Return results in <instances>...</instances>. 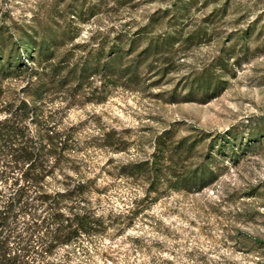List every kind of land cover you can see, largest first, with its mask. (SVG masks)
Segmentation results:
<instances>
[{
	"label": "rangeland",
	"instance_id": "1",
	"mask_svg": "<svg viewBox=\"0 0 264 264\" xmlns=\"http://www.w3.org/2000/svg\"><path fill=\"white\" fill-rule=\"evenodd\" d=\"M42 40L69 64L66 81L35 63L37 75L6 80L4 99L47 82L43 120L71 128L80 170L102 189L98 212L117 222L61 248L64 264H264V0H0L5 52L30 64ZM120 48L107 67L68 72ZM143 161L160 168L154 192L129 167ZM206 162V187H170Z\"/></svg>",
	"mask_w": 264,
	"mask_h": 264
},
{
	"label": "trees",
	"instance_id": "2",
	"mask_svg": "<svg viewBox=\"0 0 264 264\" xmlns=\"http://www.w3.org/2000/svg\"><path fill=\"white\" fill-rule=\"evenodd\" d=\"M48 41L42 40L37 52L27 53L30 64L22 62L17 49L10 47L5 52L0 45V264H64V255H59L61 248L73 246L74 251L84 242L89 244L103 236L117 223L98 212L102 189L95 176L80 170L71 128L43 120L39 101L47 82L25 84L21 91L30 99H4L11 91L6 80L31 71L33 76L37 75L40 70L35 63L41 64L42 70L47 68L54 81H66L67 74L62 72L69 64L64 58L52 62ZM121 56V48L107 57L96 51L68 72L78 67L81 75L89 69L107 67L108 62L113 64ZM110 73L117 72L112 69ZM206 163L173 174L170 187L176 190H190L196 185L198 189L206 187L212 179L211 165ZM156 165L144 161L129 165L131 171L143 169L151 174L148 192L158 190L162 181ZM155 199H150L151 203ZM140 211L137 207L129 210L130 219ZM122 216L128 213H119L116 218Z\"/></svg>",
	"mask_w": 264,
	"mask_h": 264
}]
</instances>
